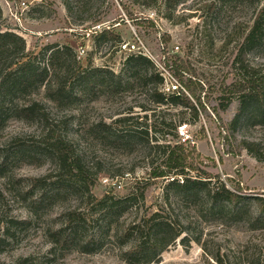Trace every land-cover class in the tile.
<instances>
[{
  "label": "rangeland",
  "instance_id": "rangeland-1",
  "mask_svg": "<svg viewBox=\"0 0 264 264\" xmlns=\"http://www.w3.org/2000/svg\"><path fill=\"white\" fill-rule=\"evenodd\" d=\"M65 1L0 0V31L20 36L25 42L26 55L38 54L46 45H67L76 54L83 50L78 58L82 68L90 59L91 66H106L117 73L126 55L141 52L150 57L161 73L166 93L171 92L172 85L184 89L173 73L163 68L164 58L183 59L204 86L201 98L207 108L200 112L197 126L178 128L179 141L189 140L200 154L201 167L212 175H219L228 189L233 190L239 184L247 209L238 219L229 221L208 214L199 203L186 207L177 199L173 203L174 194L165 190L167 181L145 182L149 162L158 159L156 153H149L139 141L125 149L104 137L99 139L94 135L92 124L102 121L107 127L105 132L126 134L136 127L135 122L146 121L147 126L153 127L160 118L172 117L176 111L166 108L157 111L137 89L109 95L96 88L93 94L74 105L51 110L57 131L67 134L78 150L90 159L95 173V184L90 188L93 199L70 195L65 200H53L48 209L38 211L35 217L29 209L30 200L22 199L24 182L19 183V179L42 177L51 171L52 165L49 160L32 154L18 161L10 159L5 170L0 168V234L12 219L31 222L27 226L11 227L10 238L0 249V264H124L120 252L122 244L112 239H107L100 249L76 247L50 253L47 233L61 211L78 208L87 214L88 227L95 226L92 221L97 212L96 200L107 193L123 201L135 196L132 202L123 205L120 220L136 221L154 213L170 222L178 220L183 231L181 239L152 264H249L255 257L264 263V229L253 220L258 210L253 197L264 198V161L237 147V141L246 140L257 145V153L264 148V103L260 101L245 107V121L237 127L236 141L220 133L221 125L214 117L217 112L222 123H228L238 114V95L233 96L224 111L219 102L227 96L226 87L240 78L233 61L254 12L264 6V1L181 0L170 20L163 17L164 0L156 3L148 0L147 5H142L141 0H90L93 4L85 6V1V8L82 6L80 12L76 9L70 13ZM91 6L95 8L91 10ZM95 20H100L99 25H95L98 24ZM108 26L120 35L124 45L120 51L103 45L95 52L90 30L98 31ZM232 33L234 36H229ZM163 36H169L166 47ZM246 60L259 70L256 80L264 89V43L250 51ZM142 105L156 111L143 113ZM124 116L131 117L128 123H115ZM200 126L206 132V140L197 137ZM166 132L164 129L161 134L150 133V136L163 144L171 140L163 136ZM40 135V126L36 123L18 117L6 119L0 124V164L13 141L20 140L23 145L32 143L37 149ZM129 242L126 240V244Z\"/></svg>",
  "mask_w": 264,
  "mask_h": 264
},
{
  "label": "trees",
  "instance_id": "trees-1",
  "mask_svg": "<svg viewBox=\"0 0 264 264\" xmlns=\"http://www.w3.org/2000/svg\"><path fill=\"white\" fill-rule=\"evenodd\" d=\"M85 1V6L93 4L90 0H66L65 7L69 13L76 9L80 12ZM146 1L148 0H141L142 5H147ZM179 3L181 0H164L163 17L172 19V12ZM94 8L95 6L90 7L91 10ZM254 13L233 61L240 78L226 87L227 96H223L219 102L224 111L233 96L238 95V114L228 123H222L217 112L214 116L215 121L221 125L220 133L228 135L234 141L237 127L245 121V107L260 101L264 103V89L256 80L259 70L246 60L250 51L264 43V6ZM95 22L98 23L95 25H99L100 20ZM90 32L89 37L95 52L103 45L117 51L124 45L120 35L114 32L112 27ZM229 36H234V33ZM228 41L223 45L226 46ZM162 42L166 47L169 36H163ZM126 56L117 73L106 66H91L90 59L82 68L76 52L70 46L46 45L40 53L26 55L25 42L20 36L9 31H0V124L9 117H18L26 122L38 124L41 132L37 149L32 143L23 145L15 138L17 141L10 144L0 168L5 170L10 159L18 161L21 160L20 157L30 154L50 161L51 171L46 175L26 181L19 179V183L24 182L22 199L30 200L29 209L35 217L38 211L48 209L53 200H65L70 195L79 196V199L83 196H87L88 200L93 199L90 188L95 184V173L92 172L90 159L78 150L67 134L57 131L51 110L74 105L87 95L93 94L96 88L109 95H120L122 92L137 89L140 96L157 107V111L161 112L162 108L173 109L176 115L160 118L153 127L147 126L143 120L140 123L135 122L136 127L132 131L118 135L105 132L107 127L102 121L94 122V135L99 139L113 141V144L121 145L125 149L131 148L139 141L149 153L154 151L158 159H151L149 162L148 178L145 182L167 181L165 190L174 194L173 203L176 199L185 207L199 203L210 215L229 221L238 219L247 209L246 198L240 185L236 184L233 190L228 189L221 182L219 175H212L201 167L200 154L196 147L189 143V140L185 141V144L180 142L177 136L179 127L197 126L200 112L206 111V104L201 98L204 92L203 84L195 78L183 59L170 56L164 58L163 68L173 73L184 90L166 93L163 90L164 79L149 58L141 52ZM140 109L143 113L156 111L143 105ZM262 114L264 117V112ZM143 118L146 120L147 115ZM130 119L131 117L124 116L115 120V123L126 124ZM164 129L167 132L163 136L171 138L170 141L165 140L167 143L161 144L150 136V133L161 134ZM104 133L108 135L105 136ZM197 137L199 140H206L203 126L199 127ZM237 147L254 154L257 160L264 161V148L262 153H257L255 143L240 140L237 141ZM134 199L135 196H131L123 201L107 193L96 200L95 220H89L95 222V226L91 227L86 223L87 214L78 208L63 209L56 219L57 222L47 233L51 244L50 253L76 247L100 249L107 239H112L122 244L120 252L124 264H152L160 258L163 251L181 239L183 231L177 224V219L170 222L158 213L143 216L136 221L120 220L123 205ZM253 201L258 206L254 214V224L264 229V198L256 196ZM30 222L29 219H12L6 223L0 234V249L9 240L12 226H27ZM126 240L130 242L126 244ZM249 264L264 263L259 257H255Z\"/></svg>",
  "mask_w": 264,
  "mask_h": 264
},
{
  "label": "built area",
  "instance_id": "built-area-1",
  "mask_svg": "<svg viewBox=\"0 0 264 264\" xmlns=\"http://www.w3.org/2000/svg\"><path fill=\"white\" fill-rule=\"evenodd\" d=\"M84 52H83V50H80V51H78L77 52V55H78V58H80V56L83 54ZM149 59H150V57H149ZM179 89H178V86H176V85H172L171 86V92H177ZM170 91V90H169ZM185 141H187V140H183V142H185Z\"/></svg>",
  "mask_w": 264,
  "mask_h": 264
}]
</instances>
